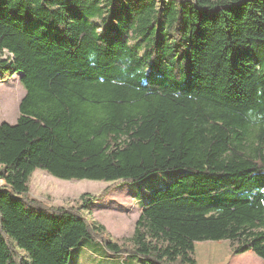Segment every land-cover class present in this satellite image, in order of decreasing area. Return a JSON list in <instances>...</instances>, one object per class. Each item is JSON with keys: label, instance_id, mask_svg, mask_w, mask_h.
Instances as JSON below:
<instances>
[{"label": "trees", "instance_id": "obj_1", "mask_svg": "<svg viewBox=\"0 0 264 264\" xmlns=\"http://www.w3.org/2000/svg\"><path fill=\"white\" fill-rule=\"evenodd\" d=\"M3 51L24 96L0 124V264H67L84 239L146 264H195L194 243L219 241L264 261V0H0ZM35 169L187 173L144 198L124 248L28 198Z\"/></svg>", "mask_w": 264, "mask_h": 264}, {"label": "rangeland", "instance_id": "obj_2", "mask_svg": "<svg viewBox=\"0 0 264 264\" xmlns=\"http://www.w3.org/2000/svg\"><path fill=\"white\" fill-rule=\"evenodd\" d=\"M8 56L5 51L0 53L3 60ZM19 78L18 74L7 79L0 76V124L14 125L19 117L18 104L24 96ZM186 173L185 169L170 170L140 181L106 183L62 180L35 169L29 178L27 196L46 207L78 210L90 225L102 228L108 240L128 248L142 213L140 203L134 200L165 188L172 179ZM231 251L232 245L227 241L198 242L193 245L192 258L195 264H264L251 252L234 256ZM16 252L26 261L17 248ZM67 264H128V260L123 263L97 242L84 239L71 250Z\"/></svg>", "mask_w": 264, "mask_h": 264}, {"label": "crops", "instance_id": "obj_3", "mask_svg": "<svg viewBox=\"0 0 264 264\" xmlns=\"http://www.w3.org/2000/svg\"><path fill=\"white\" fill-rule=\"evenodd\" d=\"M146 196H148V193L145 194V197H140L138 200H134L135 202L137 201V203H140V211L142 209V202H143L144 198H146ZM118 258H120V260L123 263L127 262V260H128V264H143L142 261H140L136 258H129V257H123V256H118Z\"/></svg>", "mask_w": 264, "mask_h": 264}]
</instances>
